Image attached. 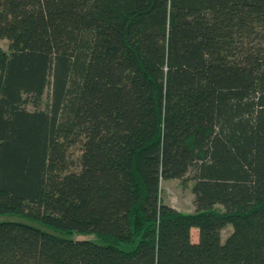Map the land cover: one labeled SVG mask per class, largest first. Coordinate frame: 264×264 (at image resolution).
<instances>
[{"label":"trees","instance_id":"16d2710c","mask_svg":"<svg viewBox=\"0 0 264 264\" xmlns=\"http://www.w3.org/2000/svg\"><path fill=\"white\" fill-rule=\"evenodd\" d=\"M0 40V215L52 230L0 264H264V0H0Z\"/></svg>","mask_w":264,"mask_h":264},{"label":"rangeland","instance_id":"374dc122","mask_svg":"<svg viewBox=\"0 0 264 264\" xmlns=\"http://www.w3.org/2000/svg\"><path fill=\"white\" fill-rule=\"evenodd\" d=\"M0 46L4 49H7V42L4 40H0ZM192 173H190L188 179L183 182L181 180L173 179V180H163L161 183V201L163 204L169 205L172 208L176 209L181 213L192 214L195 213V205H194V192L193 186L194 181L191 178ZM5 221H22L25 223H29L31 225L37 226L43 230H47L52 232V230L48 229L44 224L32 221L24 217H20L18 215L7 214L0 215V222ZM232 225H228L223 230V239L225 240L232 232ZM75 239H95L93 235H75L73 236ZM198 237L197 233L193 234V239L196 240Z\"/></svg>","mask_w":264,"mask_h":264}]
</instances>
